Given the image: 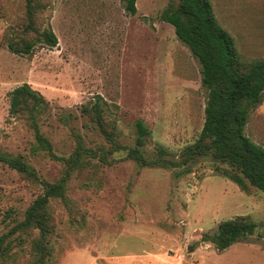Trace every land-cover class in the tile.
I'll list each match as a JSON object with an SVG mask.
<instances>
[{
	"label": "rangeland",
	"instance_id": "374dc122",
	"mask_svg": "<svg viewBox=\"0 0 264 264\" xmlns=\"http://www.w3.org/2000/svg\"><path fill=\"white\" fill-rule=\"evenodd\" d=\"M169 1L136 0L129 16L122 0H32L39 7L38 29H50L58 43L14 55L7 43L24 37L26 0H0V152L22 156L41 179L62 175L60 162L31 151L25 117L9 116L8 93L24 83L49 102L40 130L57 156L73 151L71 129L87 147L99 143L80 114L95 100L116 120L125 142L131 143L141 120L150 132L149 150L160 145L178 155L192 144L203 126L207 92L198 61L159 19ZM210 3L241 57L264 58V0ZM62 114L72 117L68 127L58 119ZM244 133L264 147V98ZM91 163L72 175L64 201L50 203L55 232L48 264H264V192H242L206 161L179 178L169 170H139L128 160ZM41 192L39 183L0 163V235L22 220ZM237 216L257 224L253 236L223 251L200 242ZM33 236H11L21 244L13 264H31Z\"/></svg>",
	"mask_w": 264,
	"mask_h": 264
},
{
	"label": "trees",
	"instance_id": "16d2710c",
	"mask_svg": "<svg viewBox=\"0 0 264 264\" xmlns=\"http://www.w3.org/2000/svg\"><path fill=\"white\" fill-rule=\"evenodd\" d=\"M124 11L133 16L136 0H122ZM38 5L26 0V25L23 39L7 43L14 55H30L37 44L53 48L57 38L50 29L39 30L35 18ZM159 19L171 25L176 38L191 52L200 65L201 85L206 89L204 122L195 141L178 155L157 145L146 146L150 132L146 125L134 123L131 143L121 138L116 120L111 118L99 100L80 107V114L91 125L99 143L87 147L83 137L71 129L74 149L67 157L57 156L50 140L41 132L39 120L49 108V102L24 83L8 93L9 116L23 115L32 131L31 151L42 152L63 165L62 175L54 182L41 179L22 156L0 152V163L39 183L41 194L30 202L23 218L0 235V264H13L21 246L14 242L15 233H34L28 241L31 264H48L53 255L55 232L50 203L64 201L68 183L75 172L97 165L110 166L128 160L139 169H163L175 178L190 174L200 162H209L212 170L233 182L242 192L251 189L264 192V147L255 144L244 133L250 113L264 98V58L245 60L239 54L233 37L218 23L210 0H170ZM59 121L68 127L70 115H60ZM118 155V157H116ZM257 224L245 216L218 224L213 234H205L200 242L212 244L223 251L232 244L253 236ZM21 250V249H20Z\"/></svg>",
	"mask_w": 264,
	"mask_h": 264
}]
</instances>
